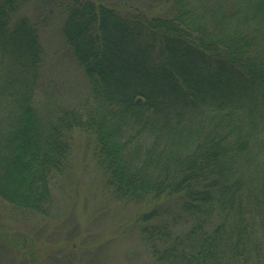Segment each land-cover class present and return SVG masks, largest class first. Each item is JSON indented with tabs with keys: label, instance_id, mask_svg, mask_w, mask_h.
<instances>
[{
	"label": "trees",
	"instance_id": "16d2710c",
	"mask_svg": "<svg viewBox=\"0 0 264 264\" xmlns=\"http://www.w3.org/2000/svg\"><path fill=\"white\" fill-rule=\"evenodd\" d=\"M134 1L54 0L90 92L44 116L49 15L0 0V196L47 213L80 130L157 261L264 264V0Z\"/></svg>",
	"mask_w": 264,
	"mask_h": 264
},
{
	"label": "rangeland",
	"instance_id": "374dc122",
	"mask_svg": "<svg viewBox=\"0 0 264 264\" xmlns=\"http://www.w3.org/2000/svg\"><path fill=\"white\" fill-rule=\"evenodd\" d=\"M23 9L31 19L49 15L41 23V114L50 116L62 106L81 103L89 96V83L67 46L61 20L50 13L56 9L54 0H25ZM72 144L68 168L52 182L47 213L15 206L0 196V264H163L152 256L138 225L147 203L112 193L88 135L75 130Z\"/></svg>",
	"mask_w": 264,
	"mask_h": 264
}]
</instances>
